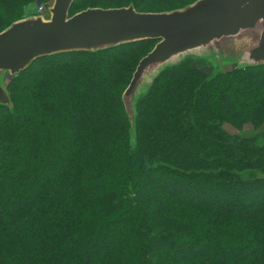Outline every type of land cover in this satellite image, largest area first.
I'll use <instances>...</instances> for the list:
<instances>
[{"label":"trees","instance_id":"16d2710c","mask_svg":"<svg viewBox=\"0 0 264 264\" xmlns=\"http://www.w3.org/2000/svg\"><path fill=\"white\" fill-rule=\"evenodd\" d=\"M34 1L0 0L13 18L0 32ZM148 1L73 0L69 15L196 0ZM155 43L44 57L8 78L0 264H264V132L222 127L264 125V66L188 56L136 99L131 128L121 95Z\"/></svg>","mask_w":264,"mask_h":264},{"label":"water","instance_id":"95a60500","mask_svg":"<svg viewBox=\"0 0 264 264\" xmlns=\"http://www.w3.org/2000/svg\"><path fill=\"white\" fill-rule=\"evenodd\" d=\"M73 0H53L48 18L29 16L0 32V105L12 109L4 77L34 61L64 53H95L156 41L136 65L121 95L131 128L136 99L168 66L188 56L221 63L264 66V0H196L176 10L137 12L87 8L69 15Z\"/></svg>","mask_w":264,"mask_h":264},{"label":"rangeland","instance_id":"374dc122","mask_svg":"<svg viewBox=\"0 0 264 264\" xmlns=\"http://www.w3.org/2000/svg\"><path fill=\"white\" fill-rule=\"evenodd\" d=\"M53 0H42V1H34L32 4L26 6L24 8L22 17H29V16H43L44 18H48V8L51 6ZM189 0H163L162 2H158V0H153V1H148L145 2L147 4L145 5H141L140 9L141 10H150L153 11L155 9H160L163 8L165 6H169V7H173L175 5H181L183 3L188 2ZM167 4V5H165ZM42 14V15H41ZM13 18L6 14V12L1 11L0 12V20L3 24V22L5 21H10ZM1 25V24H0ZM220 68L224 71H229L232 70L234 67H238V66H242V64H236V63H221L220 64ZM201 70L204 73H209L211 71V69L207 66L201 67ZM8 76L4 77V86L6 87L8 80ZM223 130L231 135H240L243 137H253L258 133L264 132V125L261 128L255 129L254 127H252L250 124H245L240 130L236 129L234 127H232L231 125H229L228 123H224L223 124Z\"/></svg>","mask_w":264,"mask_h":264},{"label":"built area","instance_id":"2783aa9c","mask_svg":"<svg viewBox=\"0 0 264 264\" xmlns=\"http://www.w3.org/2000/svg\"><path fill=\"white\" fill-rule=\"evenodd\" d=\"M42 15V14H41Z\"/></svg>","mask_w":264,"mask_h":264}]
</instances>
